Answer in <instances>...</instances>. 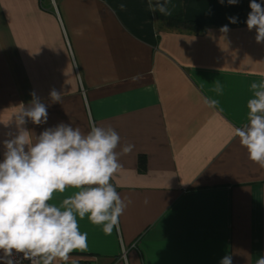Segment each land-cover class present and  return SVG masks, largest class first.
Returning <instances> with one entry per match:
<instances>
[{
  "label": "crops",
  "instance_id": "1",
  "mask_svg": "<svg viewBox=\"0 0 264 264\" xmlns=\"http://www.w3.org/2000/svg\"><path fill=\"white\" fill-rule=\"evenodd\" d=\"M249 3L179 0L184 20L198 25L186 27L150 12L148 0H0V162L32 93L48 111L47 123L25 125L34 135L95 123L119 134L117 151L135 146L111 180L132 201L119 231L77 218L88 235L87 248L70 253L79 263L220 264L230 255L232 264H256L264 256V168L234 136L248 122L251 83L264 79ZM202 96L219 105L206 107Z\"/></svg>",
  "mask_w": 264,
  "mask_h": 264
},
{
  "label": "clouds",
  "instance_id": "2",
  "mask_svg": "<svg viewBox=\"0 0 264 264\" xmlns=\"http://www.w3.org/2000/svg\"><path fill=\"white\" fill-rule=\"evenodd\" d=\"M224 4L225 0H219ZM229 5L239 0H227ZM170 0H148V10L170 16ZM124 10L125 5H119ZM246 25L255 29V40L264 43V3L250 0ZM237 23L238 17H228ZM222 31H227V25ZM252 97L247 101L248 122L234 129L248 158L264 168V79L250 85ZM212 91L222 94L220 80L214 82ZM29 107L21 105L15 113L17 132L8 133L10 139L3 143V161L0 162V262L2 264H79L71 257L74 251L87 248V233L79 230L78 219L87 215L91 223L102 225L105 234L119 231L120 217L131 200L121 197L112 177L121 168V156L133 151L130 143L121 145V137L111 127L90 124L84 132L80 127L61 122L44 129L38 136L25 125L47 123V106L32 93ZM204 105L216 108L219 101L202 96ZM53 102H60V94L51 91ZM78 189L57 205L49 203L56 192L67 188ZM147 203V200H145ZM220 264H232L230 255ZM256 264H264L261 256Z\"/></svg>",
  "mask_w": 264,
  "mask_h": 264
},
{
  "label": "trees",
  "instance_id": "3",
  "mask_svg": "<svg viewBox=\"0 0 264 264\" xmlns=\"http://www.w3.org/2000/svg\"><path fill=\"white\" fill-rule=\"evenodd\" d=\"M156 0H153V3H155ZM179 4V0H170V4H169V7L171 8L172 10V14L170 16H163L161 15L159 12H156L157 16L159 18H163V19H166V21L168 23H170V25H175V26H192V27H197V23H194V22H188V21H185L183 16H182V13H181V7H180V4Z\"/></svg>",
  "mask_w": 264,
  "mask_h": 264
},
{
  "label": "built area",
  "instance_id": "4",
  "mask_svg": "<svg viewBox=\"0 0 264 264\" xmlns=\"http://www.w3.org/2000/svg\"><path fill=\"white\" fill-rule=\"evenodd\" d=\"M23 264H30L29 261H24ZM79 264H85V263H79Z\"/></svg>",
  "mask_w": 264,
  "mask_h": 264
}]
</instances>
